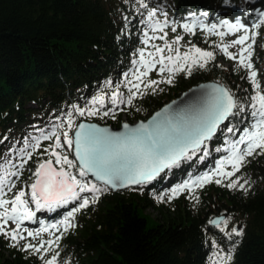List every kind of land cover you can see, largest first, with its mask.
Returning <instances> with one entry per match:
<instances>
[{"label":"trees","instance_id":"obj_1","mask_svg":"<svg viewBox=\"0 0 264 264\" xmlns=\"http://www.w3.org/2000/svg\"><path fill=\"white\" fill-rule=\"evenodd\" d=\"M155 9V15L149 18L148 12ZM258 11H264V0H0V164L5 158L12 160L28 136L41 129L52 130L53 124L65 120L73 106L100 108L89 101L102 95V112L113 107V91L123 93L126 100L125 85L137 61L142 25L147 20L204 18L208 24L239 20L250 27L258 22ZM256 31L253 54L262 68L257 80L264 88V25ZM191 38L201 40V48L214 53L215 59L205 69L197 67L191 75L178 73L172 84L158 85L154 94L145 90L147 94L135 97L132 105L119 104L113 109L114 118L76 115V123L83 118L119 125L123 114L131 122L144 119L190 86L209 80L226 83L245 111L234 110L235 114L199 151L190 152L150 184L137 190L107 189L98 193L97 202L74 214L71 223L75 227L51 234L53 240L61 237L55 244L64 264H212L217 252L213 241L222 253L231 250L229 264H264V154L248 157L236 173L240 183L247 181L244 189L207 183L192 191L199 197L198 201L194 199V206L186 193L181 194L167 203L166 211L174 215H163L162 222L153 224L140 211L152 205L162 212L166 202L160 199L161 188L190 182L210 171L228 155L231 143L239 139L243 129L253 123L250 97L255 91L243 70L217 63L221 57L216 47L220 37L202 31ZM116 85H120L119 89ZM157 94L167 97L158 98ZM227 127L235 132L228 133ZM14 138L20 140L16 142ZM52 143L41 141V147L24 165L26 169L13 194L18 189L30 190V177L38 159L49 158L43 149ZM65 149L73 159L71 149L66 145ZM10 170V165L5 164L0 176ZM72 171L75 173V169ZM29 206L33 209L32 204ZM75 206L76 202H72L55 210H35V217L60 218ZM222 211L225 219L231 217L227 227L220 224L224 232L209 223L213 215ZM35 217L27 222L35 224ZM233 227L243 229V235L229 239L226 233ZM10 245L0 238V264H38L32 254L23 252L21 245ZM4 250L10 257L3 254Z\"/></svg>","mask_w":264,"mask_h":264},{"label":"snow or ice","instance_id":"obj_2","mask_svg":"<svg viewBox=\"0 0 264 264\" xmlns=\"http://www.w3.org/2000/svg\"><path fill=\"white\" fill-rule=\"evenodd\" d=\"M157 10L149 11L148 17L152 18ZM258 18V22H253L250 27L239 20L235 23L222 22L227 26L229 33H240L231 43H223L224 32L216 33L221 40V43L217 44L216 47L226 58L236 61L240 69L246 70V78L255 91V94L250 97L252 101L250 115L253 118V123L250 128L243 129L238 140L231 143L228 155L217 161L214 170L197 177L191 183L185 182L172 189L173 194L188 189L190 198L198 201L199 197L193 196L192 193L193 185L203 187L212 182L228 189H244L247 181L240 183L236 173L247 163L248 157L264 154V88L257 80L258 73L254 70L252 63L254 45L257 43L258 36L256 29H260L264 25V11H258ZM166 26L167 21L163 24L157 22L154 25H148L152 32H164ZM181 27L184 31L193 33L192 25L185 23ZM201 27L205 28L209 34L217 29L215 24L211 26L201 25ZM171 31L175 33L176 27H172ZM144 35L147 37L143 41L146 47L150 39H159L164 43L163 45H152L153 51L147 53L145 49L139 50L141 67L136 69L134 80H128L125 85L128 88L127 99H124L123 93L113 91L110 98L113 107L102 112L100 110L104 107V96L102 95H97L89 101L91 105L99 104L100 108L73 106V110L67 113L66 124L68 129L74 127V113L81 117L85 115L88 117L113 115L114 118L113 109L117 108L119 104L132 105L135 97L147 94L145 90H150L154 94L158 85L162 83L172 84L176 74L191 75L195 68L198 67L203 70L209 61L215 59L213 51L201 49L192 44L191 41L188 42L190 46H186L185 50L181 52L178 45L183 37L180 35H176L171 42L166 39V32L158 37H149L147 32ZM233 46H238L236 52L229 51V48ZM153 70H156L158 76L167 73L166 78L145 79ZM115 87L119 89L120 85ZM209 87L211 90L201 94L195 115L190 118H185L179 113L165 114L161 118V113L158 112L147 124L140 123L135 127H130L124 123L122 125L125 129L124 132H112L107 128L97 127L95 124L80 123L75 126L76 130L72 136L67 130L58 131L64 127L63 123H59L48 133L42 129L39 130L40 135L33 137L31 144L26 139L24 146L18 150L22 157V162L18 166L7 158L4 159V164H0V169H3L5 164L12 165L13 168L17 169L0 176V209H2L0 211V235L13 242L11 247H18L17 241L26 239L19 231L22 223L33 220L36 215L29 206L30 204H34L37 210H55L76 202V206L72 207L64 219L59 222L67 231L70 227H75L71 223L74 214L88 207L90 203L97 202L98 193L107 191V187L101 189L91 180H88L89 174L95 177L97 181H102L104 185L111 187L145 185L156 179L165 169L177 165L182 157L187 158L189 150L193 154L199 151L201 145L213 137L219 126L235 114L234 110L245 111L244 106L234 98L230 89L215 84ZM226 131L228 133L235 132L232 127H227ZM61 138H63L62 143ZM41 140H52L53 143L43 149V153L47 154L49 158L46 160L38 159L36 168L31 174L30 194H26L24 190H19L14 193L11 200L3 198L5 195L4 187L7 186L5 176L19 178L20 169L24 168V165L32 159L34 153L41 147ZM64 145L68 149H72L74 146L75 161L69 159V155L65 152L57 151V149H63ZM240 145L243 147L241 148ZM205 154H207L206 151ZM24 156L27 159H23ZM225 164L230 166V171H225ZM73 169H75V173L72 171ZM214 177L220 178L214 179ZM224 179H227L226 184H223ZM14 186V184L8 186V191L11 192ZM88 193L91 195H83ZM29 196L30 198H28ZM230 219L231 217L227 219L220 217L210 220L209 223L224 232L225 228H221L220 224L227 227ZM9 222H12L15 227L9 228ZM57 227L58 225L54 223L46 227L42 225L36 232L27 231V229L25 231H27V237L36 239L41 233L47 232L49 228ZM226 235L229 239L233 235L242 236L243 229L238 230L233 227ZM60 238V236H56L54 240H40L38 244L28 242L23 245L22 250L29 251L32 255H39L43 264H55L59 252H53L51 258H45L43 253L51 251V246L57 243ZM212 243L213 247L217 248L212 264H229L232 260L231 250L224 254L219 250L216 241Z\"/></svg>","mask_w":264,"mask_h":264},{"label":"rangeland","instance_id":"obj_3","mask_svg":"<svg viewBox=\"0 0 264 264\" xmlns=\"http://www.w3.org/2000/svg\"><path fill=\"white\" fill-rule=\"evenodd\" d=\"M165 21H167V26L164 27V32L167 33V37L166 39L171 42L172 39H174V37L176 35H180L183 37V39L180 41V44L178 45L181 49V52H183L185 50V47L186 46H190L188 45V42L191 41L192 44H195L197 47H200L201 48V45H202V42L201 40L200 41H194L192 38H191V35L192 34H197V33H200L202 31H207L205 28H202L201 25H206V26H211L212 24H208L204 18H198V19H181V20H177V21H174L171 17H168V18H159V17H156L154 19H151V20H147L143 25H142V29H143V33H142V39H141V43H142V46H141V49H145V52L147 53L148 51H153V48H152V45H163L164 41L162 40H159V39H150L149 42H148V45L147 47L144 45L143 41L147 38L145 37L144 33L147 32L148 33V36L151 37V36H161V35H164V32H160V31H156V32H152L151 29L148 27L149 24H156L157 22H160L161 24H163ZM224 21H227L228 23H235L236 21H229V20H221L219 21L218 23H215V25L217 26V29L212 33L213 35L215 36H218V34H216L217 32H224L225 33V37H224V40H223V43H231V41L233 39L236 38L237 35H239L240 33H229L228 32V29H227V26L225 24H223L222 22ZM190 24L192 25L193 27V33H188L186 31H184V29L181 27L182 24ZM172 27H176L177 31L175 33H173L171 31V28ZM197 39V38H196ZM202 49V48H201ZM238 50V46H233L231 48H229V51L230 52H236ZM221 53V52H220ZM167 54V53H165ZM217 63H220V64H223L225 67H228L229 69L231 70H243L245 73H246V70L245 69H240L237 65V62L234 61V60H230L228 58H226L224 56L223 53H221V57L219 59H217ZM252 63L254 65V70L257 71L258 75H260V71H261V66L259 65V63H257V60L254 58V54H253V57H252ZM141 67V64H140V57H139V52H138V58H137V61L136 63L130 68V74H129V78L128 80H134V74H135V71L137 68H140ZM158 67V66H157ZM247 74V73H246ZM257 75V76H258ZM167 76V73L163 74V76H158L156 74V70H153L152 72L149 73V76L145 79H161V78H166ZM127 80V81H128ZM221 82V81H220ZM127 83V82H126ZM223 83V82H222ZM228 88L229 86L224 83ZM230 89V88H229ZM231 90V89H230ZM232 92V91H231ZM173 91L171 90L170 91V94H172ZM157 97L158 98H165L167 97L166 94L160 96L159 94H157ZM76 115L74 113L73 115V121H75V118H76ZM67 119V117H66ZM66 119L65 120H62L61 123L64 124V127L62 128L61 131H70V129L67 128V124H66ZM83 119V118H82ZM139 118L137 119H134L133 121H137ZM127 120V116L125 114L122 115V118H121V121H125ZM76 124V121L74 122ZM53 125H57V124H53ZM75 126L72 128V130H74ZM45 133H48L50 132L51 130H43ZM73 132V131H72ZM72 132H71V135H72ZM40 135V132H36L34 134H31L30 136L27 137V140L29 142V144H31L33 142V137H36V136H39ZM16 142H18L20 139L18 138H14ZM43 142H45L44 140H41ZM49 141V140H48ZM61 143H62V138H61ZM240 147L242 148L243 145H240ZM19 150V149H18ZM18 150L16 151V155L14 158H12V162L15 164V165H19L21 162H22V157L21 155L19 154ZM31 150V149H29ZM61 151L63 152H66V149H65V145L63 147V149H60ZM23 159H27L26 156L23 157ZM217 165V164H216ZM216 165L215 167H213L211 170H214L216 168ZM58 167V166H57ZM225 171H230L231 168L229 165L225 164ZM10 171H6V172H11V171H16L17 169L16 168H13L12 165H10ZM26 168L24 167L23 169H20V176L19 177H22V173L23 171L25 170ZM210 170V171H211ZM208 171V172H210ZM207 173V172H206ZM205 174V173H204ZM5 175V174H4ZM202 176V175H201ZM5 179H6V182H7V186L4 187V197L3 198H6V199H9L11 200L13 197H14V194H13V190L14 188H17L19 186V181L17 177L15 176H5ZM195 180V179H194ZM192 180V181H194ZM192 181H190L189 183H191ZM14 184L15 186L12 188V191L9 192L8 191V186ZM181 185V184H180ZM179 186V185H178ZM178 186H173V187H166L165 189H160L159 192H160V199H163L164 202H166V205H163V207L161 208L162 209V212L159 211V209L153 207L152 205L151 206H148L146 207L144 210L141 209V213L144 214V215H148V219L150 220V223L153 224L154 222H162L163 221V215H174V213H171V214H168V212L166 211V207H167V203H170V201L172 199H176V197H178L179 195L181 194H184L186 193L187 194V197H188V200L192 203V205L194 206L195 205V201L193 198H190L189 196V190L188 189H185V191L183 192H178L176 194H173L172 192V189L174 188H177ZM139 187H136V188H131L133 190H137ZM198 187H196L195 185H193L192 187V191L194 189H196ZM20 189H18L19 191ZM21 190H24L26 192V194H30V190H27V188H23ZM30 198V196L28 197ZM32 207H33V211L35 212L36 207L34 204H32ZM0 211H2V209H0ZM66 214H63L60 218H52V219H49V220H44V217L42 218H39L40 215H37L35 218H36V223L35 224H29L27 221H24L21 225V229L19 230L20 231V234L25 236L26 239L24 240H18L17 243L18 245H21L22 248H23V245L25 243H28V242H31L33 244H38V242L40 240H44V241H47L49 239H52L51 237V234L53 232H57L59 229H62L64 228L62 225L59 224V222L61 220L64 219ZM225 215V212H221L219 215L215 216L213 215V217H218V216H223ZM226 216H224L225 218ZM57 224L58 227L57 228H49L47 232H43L40 234L39 237H37L36 239H33L31 237H27V231H32V232H36L38 231L41 226H48V225H51V224ZM237 226V225H236ZM9 228H14L15 225L12 223V222H9ZM25 229H27V231H25ZM0 238L2 239L3 242H6L9 244H12L13 242L10 241L9 239L5 238V236L3 235H0ZM46 247H48L46 245ZM58 245L54 244L51 246V251L47 252V253H43L44 257L45 258H51V255L53 254V252H59L58 251ZM23 252L25 254H30L29 251H24ZM3 254L6 256V257H10L9 256V252L4 250L3 251ZM37 260H38V264H43V261L40 259L39 255H33ZM64 260H61L59 257H57V260L55 262V264H64Z\"/></svg>","mask_w":264,"mask_h":264},{"label":"water","instance_id":"obj_4","mask_svg":"<svg viewBox=\"0 0 264 264\" xmlns=\"http://www.w3.org/2000/svg\"><path fill=\"white\" fill-rule=\"evenodd\" d=\"M214 84L215 85L224 86V87L228 88L224 83H222V82H220L218 80L202 81V82H199V83H196V84L190 86L188 89H186L185 91L181 92L177 97L172 98V99L168 100L167 102H165L157 110H155L153 113H151L147 118H144V119L141 118V119H138L137 121H132V122L128 121V120H125V121H121L119 125L103 124V123H99V122H96V121L80 119V120L77 121L76 126H78L80 123H84L86 125L87 124H95L97 127L107 128V129H109L112 132H124L125 129H123V127H122V125L124 123H127L130 127H135L137 124H140V123L147 124L148 121H150L152 119V117L155 116V114L158 113V112L161 113V118L165 114H177V113H179L181 116H183L185 118H190V117L195 115V109L199 106L201 94L204 91H210L211 89H210L209 86L214 85ZM202 86H204V87H202ZM158 119H160V118H158ZM226 121L227 120H225L221 125H223ZM220 126H219V128H220ZM75 130L76 129L73 130L72 135H74ZM216 133L214 135H216ZM208 141L209 140L205 141V143L208 142ZM190 152H192V151L189 150L188 154ZM71 153H72L73 159L75 161L74 146L71 149ZM183 159H184V157H182L179 162H181ZM163 172L160 173V175L156 179H158L163 174ZM88 179L91 180L92 182L96 183L97 185H103V186L107 187V189H109L112 192H122V191L128 190L130 188H136V187H140L141 186V185H129L127 187L106 186V185L103 184L102 181H97L95 179V177H93L91 174L88 175ZM156 179H154V180H156ZM153 181H151V182H153ZM151 182H149V183H147L145 185H148ZM220 217H224V215L223 216H218V217H213L211 220L218 219ZM237 229L239 230L238 227H237Z\"/></svg>","mask_w":264,"mask_h":264}]
</instances>
